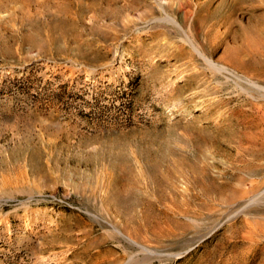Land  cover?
<instances>
[{
    "label": "rangeland",
    "instance_id": "374dc122",
    "mask_svg": "<svg viewBox=\"0 0 264 264\" xmlns=\"http://www.w3.org/2000/svg\"><path fill=\"white\" fill-rule=\"evenodd\" d=\"M0 264H264V0H0Z\"/></svg>",
    "mask_w": 264,
    "mask_h": 264
},
{
    "label": "bare ground",
    "instance_id": "6f19581e",
    "mask_svg": "<svg viewBox=\"0 0 264 264\" xmlns=\"http://www.w3.org/2000/svg\"><path fill=\"white\" fill-rule=\"evenodd\" d=\"M202 55H203V54H202ZM203 56L205 57V55H203ZM205 58H206V57H205ZM218 71H222V70L219 69ZM199 92H200V91H197V92L194 94V96H195V97L198 96V95L200 96L201 93H199ZM203 95H204V94H203ZM203 95H202V96H203ZM205 99H206V98H205ZM205 99H201V100H199V101H203V102H204Z\"/></svg>",
    "mask_w": 264,
    "mask_h": 264
}]
</instances>
